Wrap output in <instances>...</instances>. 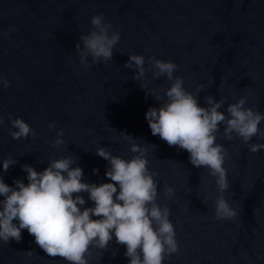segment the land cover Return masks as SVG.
<instances>
[{"label": "water", "instance_id": "water-1", "mask_svg": "<svg viewBox=\"0 0 264 264\" xmlns=\"http://www.w3.org/2000/svg\"><path fill=\"white\" fill-rule=\"evenodd\" d=\"M99 14L121 39L112 61L86 71L75 46ZM130 55H143L146 68L152 56L177 64L174 75L184 79L187 91L195 94L204 85L198 94L202 107L211 95L225 100L220 111L227 114L230 104L247 97L246 107L264 114V0H0V77L11 83L0 85V177L10 187L15 180L27 184L23 165L42 172L49 161L74 156L82 182L111 183L109 163L95 154L97 148L131 160L135 142L148 149L149 170L159 173L157 203L171 209L179 251L164 264H264V149L252 153L240 140L218 136L230 153L224 196L239 215L216 220L215 179L195 168L187 151L153 136L145 118L149 108L160 106L146 91L167 89L170 82L151 72L145 80L132 79L135 70L124 67ZM9 114L28 123L36 137L14 140ZM259 127L264 130V121ZM60 130L66 143L54 148ZM251 143L264 140L254 137ZM9 158L17 163L5 173L2 162ZM165 185L175 189L172 199L164 195ZM76 195L86 201L81 210L94 207L88 193ZM21 232L20 242L0 241V264H68L49 257L26 229ZM90 252L89 264H129L126 246L114 234L107 251Z\"/></svg>", "mask_w": 264, "mask_h": 264}, {"label": "clouds", "instance_id": "clouds-1", "mask_svg": "<svg viewBox=\"0 0 264 264\" xmlns=\"http://www.w3.org/2000/svg\"><path fill=\"white\" fill-rule=\"evenodd\" d=\"M91 26L89 34H81L80 43L75 46L80 64L86 71L94 64L112 61L114 48L121 39L120 31H114L103 14L93 16ZM145 63L143 55H130L124 67L135 70L132 79L137 81L145 80L151 72L154 79L166 77L170 82L167 89L146 91L160 102L159 107L149 108L145 117L152 135L158 136L169 147L187 151L195 168L208 170L219 193L215 198V219L235 220L239 213L224 196L230 188L224 166L230 153L217 143V139L218 136L228 141L238 139L250 152L258 153L264 149V144L251 141L254 137L264 140V130L259 127L264 114L246 107L247 97L230 104L227 114L220 111L225 100L216 101L211 95L204 97L207 107H202L198 94L204 91V85H197L195 94L187 91L184 79L174 75L177 64L155 56L149 58L147 68ZM0 85L11 87L3 77H0ZM140 87L145 90L147 85L140 84ZM9 120V135L14 140L36 137V132L22 118H13L9 114ZM3 122L0 117V124ZM49 128L55 130V124H49ZM122 134L132 141L133 137ZM63 136L64 132L60 130L52 147L63 146L66 143ZM130 151L137 155L125 160L104 147L97 148L95 154L109 163L106 177L112 181L99 186L82 182L83 169L73 167L78 162L74 156L51 160L42 172L23 165L27 184L15 180V187H10L0 177V197H3L0 199V241L4 244L11 240L20 242L21 230L26 229L49 257H60L68 264H89L90 249L107 251L114 234L115 242L126 246L129 264H164L166 258L179 251L175 227L170 220L171 209L157 203L158 182L154 177L159 173L149 170L148 149L131 142ZM16 163L11 158L3 160V171L7 173ZM93 171L98 174L99 170ZM79 193H88L94 207L81 210L86 201L81 195L74 197ZM164 195L172 199L175 189L165 185ZM207 199L205 197V202ZM93 216L98 219H92ZM27 255L31 257L33 252L28 251Z\"/></svg>", "mask_w": 264, "mask_h": 264}]
</instances>
